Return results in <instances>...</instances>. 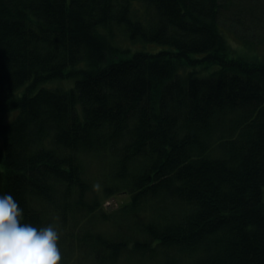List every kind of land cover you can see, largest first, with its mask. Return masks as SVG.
Listing matches in <instances>:
<instances>
[{
  "label": "trees",
  "instance_id": "16d2710c",
  "mask_svg": "<svg viewBox=\"0 0 264 264\" xmlns=\"http://www.w3.org/2000/svg\"><path fill=\"white\" fill-rule=\"evenodd\" d=\"M263 26L264 0H0V194L61 264H264Z\"/></svg>",
  "mask_w": 264,
  "mask_h": 264
},
{
  "label": "clouds",
  "instance_id": "9594fccd",
  "mask_svg": "<svg viewBox=\"0 0 264 264\" xmlns=\"http://www.w3.org/2000/svg\"><path fill=\"white\" fill-rule=\"evenodd\" d=\"M59 240L53 224L26 222L19 201L0 194V264H61Z\"/></svg>",
  "mask_w": 264,
  "mask_h": 264
},
{
  "label": "rangeland",
  "instance_id": "374dc122",
  "mask_svg": "<svg viewBox=\"0 0 264 264\" xmlns=\"http://www.w3.org/2000/svg\"><path fill=\"white\" fill-rule=\"evenodd\" d=\"M229 28V27H228ZM263 33H264V26H263ZM234 31V29H232ZM232 31L227 30V33L230 37V39L232 40V42L236 45L238 43H240V41L238 40V38L235 36L234 33H231ZM248 34V33H247ZM123 35V34H122ZM258 35H256V37H252V36H248L247 38H250L253 40V42H257L258 40ZM125 37V36H124ZM123 37V40L121 41V45L122 47L128 49L126 53H123V57H129L131 56L133 53L137 52V51H158L162 48H164V45H161L159 43H154V42H132L131 40H129L128 37ZM263 48V47H262ZM242 51L244 52V54L249 51V48L247 46H244L242 48ZM249 59L251 60H256L257 58L254 57H249ZM217 66H212L209 70L204 71L202 74L206 75L209 74L211 71H213L214 69H216ZM75 82V78H65V79H54V80H50L47 83L42 84L43 86H47V87H55L58 85H61V87H65V88H69L71 86L74 85ZM130 195L128 193H121V194H117L115 196H112L109 198L108 201L105 202V206L108 207L109 209H114V208H118L119 206L130 202Z\"/></svg>",
  "mask_w": 264,
  "mask_h": 264
}]
</instances>
